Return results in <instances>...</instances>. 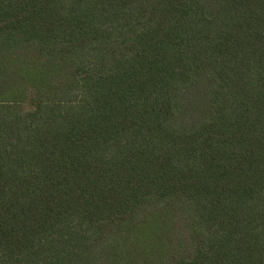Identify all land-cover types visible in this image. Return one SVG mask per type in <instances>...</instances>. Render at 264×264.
Returning <instances> with one entry per match:
<instances>
[{
  "label": "trees",
  "instance_id": "16d2710c",
  "mask_svg": "<svg viewBox=\"0 0 264 264\" xmlns=\"http://www.w3.org/2000/svg\"><path fill=\"white\" fill-rule=\"evenodd\" d=\"M0 264H264V0H0Z\"/></svg>",
  "mask_w": 264,
  "mask_h": 264
},
{
  "label": "rangeland",
  "instance_id": "374dc122",
  "mask_svg": "<svg viewBox=\"0 0 264 264\" xmlns=\"http://www.w3.org/2000/svg\"><path fill=\"white\" fill-rule=\"evenodd\" d=\"M4 68H10V67H4ZM11 70H12V73H11L10 78H11V79H12V78L14 79V77L16 76V72H15V71H17V70H16L15 67H12Z\"/></svg>",
  "mask_w": 264,
  "mask_h": 264
}]
</instances>
